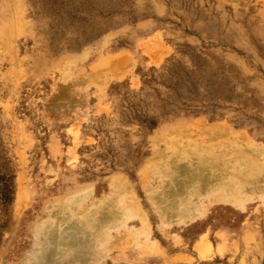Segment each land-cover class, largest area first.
Segmentation results:
<instances>
[{
    "label": "rangeland",
    "instance_id": "obj_1",
    "mask_svg": "<svg viewBox=\"0 0 264 264\" xmlns=\"http://www.w3.org/2000/svg\"><path fill=\"white\" fill-rule=\"evenodd\" d=\"M240 156L264 178V0H0V264L108 212L96 264H264V180L186 223L149 198Z\"/></svg>",
    "mask_w": 264,
    "mask_h": 264
},
{
    "label": "bare ground",
    "instance_id": "obj_2",
    "mask_svg": "<svg viewBox=\"0 0 264 264\" xmlns=\"http://www.w3.org/2000/svg\"><path fill=\"white\" fill-rule=\"evenodd\" d=\"M216 131L218 130L203 129L202 132L203 134L212 135ZM251 151L255 152L256 155H260L258 149H252ZM240 157L235 165H227V167L224 165V168L218 166L216 162L214 164L211 159L208 162H210L213 171L204 169V174H201V172L196 173L194 169L184 170L185 168L183 167L178 169L174 166L173 161L167 166L171 171H175L177 175L170 182L165 179L167 170L161 169L162 185L153 190L149 198L153 201V206L156 207L162 223H186L204 215L205 210L201 206L202 201L199 202L201 198H207L212 201L213 195L216 194L219 200L237 204V199H244L242 195H250L249 197H252L253 192L258 188L256 183H260L264 178H256L251 182L247 181V173L256 172V166L250 160ZM260 161L264 163L263 159ZM248 182L254 185L246 187L244 183L248 184ZM118 186H121V183L117 184ZM123 189L127 188L123 187ZM262 189L260 190L263 191ZM114 190L113 192H115ZM134 209L140 211L141 208L137 206L138 210ZM126 212L129 213L128 211ZM114 218L112 212H108L98 223L93 222L92 219L89 221L90 226L75 222L65 231H59L55 225L51 231L43 234L42 247L39 250V259L37 260L40 261L45 258L44 264H86L88 259H86L85 255L89 254L91 257L88 264H92L94 261V264L98 263L121 239L116 237L109 241V231L111 227H116L115 225L112 226L116 222ZM123 218L128 220L129 216L124 214ZM137 218L142 225V229L136 232L131 227V230L126 231L124 235L135 238L136 236H147L149 234L146 217L139 214ZM127 228L130 227L127 226ZM45 247L51 248V251L48 249L47 255L44 256Z\"/></svg>",
    "mask_w": 264,
    "mask_h": 264
}]
</instances>
